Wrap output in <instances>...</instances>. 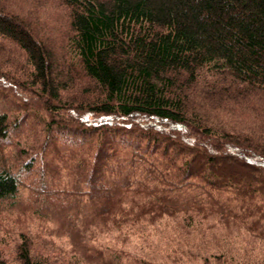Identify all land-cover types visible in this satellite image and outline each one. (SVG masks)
<instances>
[{
  "label": "trees",
  "instance_id": "1",
  "mask_svg": "<svg viewBox=\"0 0 264 264\" xmlns=\"http://www.w3.org/2000/svg\"><path fill=\"white\" fill-rule=\"evenodd\" d=\"M0 89L17 264H264V0H0Z\"/></svg>",
  "mask_w": 264,
  "mask_h": 264
},
{
  "label": "rangeland",
  "instance_id": "2",
  "mask_svg": "<svg viewBox=\"0 0 264 264\" xmlns=\"http://www.w3.org/2000/svg\"><path fill=\"white\" fill-rule=\"evenodd\" d=\"M0 91H3L0 89ZM12 95V94H10ZM13 96V97H12ZM8 96L5 94V97L0 93V112L7 113L11 120L15 122V120L22 116L26 115L28 118L22 122V126L19 128V131H16L17 135L15 136L14 141H16L15 145H9V151L14 154L19 147H22L24 143H28L33 140V142L41 143L46 130L43 129L45 126V119L47 117L44 115L45 113L36 108V107H21L19 100L15 99L14 95ZM15 97V98H14ZM15 135V134H14ZM53 135V134H52ZM14 137V136H13ZM50 143L48 144V149L53 145V138L51 137ZM18 143V145H17ZM49 154V152H48ZM50 168V166H48ZM51 169V168H50ZM33 176L37 177V174H32L26 176V179H33ZM23 179H25L23 177ZM37 198V196H34ZM36 215H30L26 211L7 208L5 204H0V262L2 264H17L16 258V245L19 242V232L25 224H30V228L32 230H36L37 227L34 226L36 223ZM209 234V231H207ZM244 238V234L232 236V245L241 248L242 239ZM110 242H114L110 240ZM119 245V242H114ZM121 244V243H120ZM122 245V244H121ZM244 247V246H243ZM261 254L264 253V248L261 250ZM254 254V253H253Z\"/></svg>",
  "mask_w": 264,
  "mask_h": 264
}]
</instances>
